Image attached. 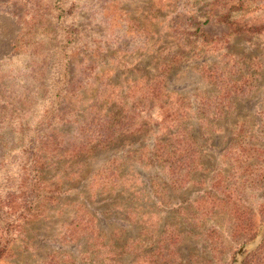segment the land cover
<instances>
[{"label": "rangeland", "instance_id": "1", "mask_svg": "<svg viewBox=\"0 0 264 264\" xmlns=\"http://www.w3.org/2000/svg\"><path fill=\"white\" fill-rule=\"evenodd\" d=\"M230 11L238 24L264 25V0H0V264L54 256L67 264H264V30L218 19ZM214 72L219 81L210 80ZM155 77L163 103L129 91L136 82L144 92ZM235 83L248 89L223 100ZM95 102L119 106L125 128L143 109L155 122L79 158L82 169L59 160L45 175L56 202L27 224L7 196L20 195L32 169L38 188V165L28 159L43 135L73 140L78 125L61 112L83 122ZM163 106L190 112L183 127L196 146L178 158L181 188L168 169L137 156L165 133ZM201 106L230 112L204 121ZM114 160L124 167L120 190L94 196L93 176ZM202 199L208 205L200 208ZM79 204L114 248L99 263L85 255L87 239L62 240Z\"/></svg>", "mask_w": 264, "mask_h": 264}, {"label": "trees", "instance_id": "2", "mask_svg": "<svg viewBox=\"0 0 264 264\" xmlns=\"http://www.w3.org/2000/svg\"><path fill=\"white\" fill-rule=\"evenodd\" d=\"M243 7L244 5L242 4L239 9L241 10ZM202 18L206 19L205 23L208 22V16L203 15ZM218 19L228 25L237 24L240 29H244L247 33L258 34L264 30V25L258 26L248 22H242L241 24L234 22L233 11L219 16ZM198 38H205V35H201ZM206 72H210V70ZM209 78L210 80H220L216 72H214V75H210ZM133 83L134 85L129 91H133L135 98H137L139 93L141 97L143 96L142 98H137L138 101H148L153 104L166 101L167 95L163 91L162 83L164 82L161 77L149 79L144 88V92L138 88L141 86L140 83ZM246 89H248L247 84L246 86H239L238 83H235L223 94V100L232 95L234 91L238 93ZM202 101H206V99L202 98ZM166 105L168 104L164 106ZM164 106L161 107V114L163 116L162 124H164L162 130L165 133L162 136H159V134L156 136L152 150L148 152L142 151L141 154L137 153V156H141V160L145 162V164L163 167L164 170L168 169L173 177L171 178L173 186L181 188L184 179L182 178V173H180L181 165L178 164L180 161L178 158L183 152L190 150V147L196 146L194 136L188 129H184L183 127L184 121L182 120L184 117H188L190 112H183V109ZM201 107L202 108H200L198 112L201 113V118L204 119V121H208L210 117L223 116L230 112L224 109L213 110V108H207L206 106ZM119 109V106L112 107L109 103L102 107L99 106L98 102H95L88 110V115L83 122L80 121L73 111L61 112L63 115V118L61 116V121L66 124L78 125L76 128L77 131L72 138L73 140L69 143L62 135H43L38 142V154H31V157L28 159L32 166L36 163L38 165V188L36 184H34L37 177L33 176V172L36 170L32 169L29 173H26V178L22 185L19 186L23 188L20 195L9 194L7 196L9 203L13 204V208L26 212L25 219H27V224L40 221L48 212L49 204L56 202V197L49 196L52 192L46 194L50 186L47 184L49 182L45 179V175L48 170H52L57 166L59 160L68 157L70 160L75 161V164H78L82 169L84 164L79 161V158L89 157L97 150L112 148L119 144L123 136L143 135L148 133L150 131V128L147 130L148 126L155 122L151 117L152 111L143 109L140 113L136 114L138 122L125 128L123 122L129 118L128 115L124 116V112H121ZM71 118L72 120H70ZM240 149L239 155L242 156L243 152L245 153V149L242 147ZM121 168L124 167L118 164V160L109 161L108 166H105L99 173L93 176L90 192L94 196L117 193L121 187L120 179L123 177L120 175ZM81 169L75 172H79ZM123 181L125 182L126 180ZM221 183V180H219L218 183L216 182L218 185H221ZM37 191L38 201L37 198H33ZM202 200V203L200 202L199 204L202 206H200V208L208 205L207 199ZM3 202L6 203L5 201ZM96 223L97 219L95 216L89 212L83 204H79L76 207L73 220L65 224V233L62 237L65 243L77 242L84 238L87 239L91 243V249L85 255L88 254L87 257H91L88 259L90 263H99L100 256L104 255L107 249L111 248V251H114L110 243H106L105 240H102L99 231H97L98 227ZM46 264H67V260H64L62 257L54 256L49 262H46Z\"/></svg>", "mask_w": 264, "mask_h": 264}]
</instances>
